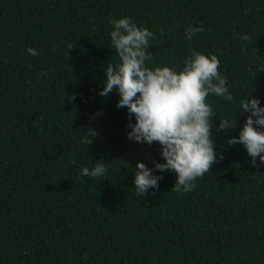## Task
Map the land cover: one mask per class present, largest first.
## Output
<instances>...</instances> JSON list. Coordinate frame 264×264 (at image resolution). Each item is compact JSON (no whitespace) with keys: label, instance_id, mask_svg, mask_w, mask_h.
<instances>
[{"label":"trees","instance_id":"obj_1","mask_svg":"<svg viewBox=\"0 0 264 264\" xmlns=\"http://www.w3.org/2000/svg\"><path fill=\"white\" fill-rule=\"evenodd\" d=\"M121 16L155 33L149 67L214 53L234 97L264 104V0H0V264H264V166L225 147L240 124L216 132L224 158L192 190L165 171L158 189L135 191L136 162L152 167L159 145L129 140L117 92L99 95ZM206 99L214 125L234 119L235 102ZM101 159L103 179L79 174Z\"/></svg>","mask_w":264,"mask_h":264},{"label":"clouds","instance_id":"obj_2","mask_svg":"<svg viewBox=\"0 0 264 264\" xmlns=\"http://www.w3.org/2000/svg\"><path fill=\"white\" fill-rule=\"evenodd\" d=\"M109 23L110 42L119 62L107 64L99 95L108 97L114 90L117 92L116 107L126 108L129 140L159 145L160 159L154 160L152 167L136 162L133 183L139 196L158 189L165 171L176 174L177 191L192 190L196 179L224 158L223 152L216 150V132L235 129L238 124V135H229L225 147L239 143L253 167L264 166V104L260 97L252 95V90L234 97L227 76L218 70L220 60L216 54L192 49L180 65L149 67V48L155 33L147 26H139L130 16L113 17ZM203 31L202 24L189 25L184 30L185 38L190 40ZM242 39L247 40V34ZM27 52L38 54L34 47H28ZM210 94L238 105L234 119L217 117L213 124V107L206 99ZM238 115L244 116L242 123ZM97 135L95 128L82 130L79 143L90 145ZM97 161L91 168L81 167L79 174L97 181L103 179L108 171L106 162Z\"/></svg>","mask_w":264,"mask_h":264}]
</instances>
